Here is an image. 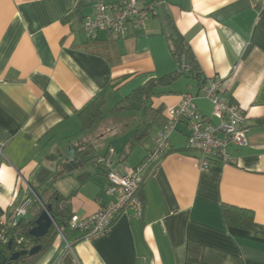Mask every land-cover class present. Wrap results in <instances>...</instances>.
Returning a JSON list of instances; mask_svg holds the SVG:
<instances>
[{
	"label": "crops",
	"instance_id": "1",
	"mask_svg": "<svg viewBox=\"0 0 264 264\" xmlns=\"http://www.w3.org/2000/svg\"><path fill=\"white\" fill-rule=\"evenodd\" d=\"M145 1L157 12L143 28L89 41L82 30L92 14L88 0H0V216L10 219L30 195L29 186L36 188L41 169L55 171L50 157L80 137L93 143L99 157L110 158L111 171L123 173L144 160L160 125L138 140L142 111L113 109L148 82L177 71L168 39L175 27L205 82L218 77L223 96L245 110L248 145L229 148L235 163L202 170V152L188 147L187 127L179 125L171 152L141 186L142 217L128 211L108 235L76 241L73 264H264V0ZM173 86L172 93L151 99L155 108L168 116L191 93L200 112L213 118L199 81L183 76ZM97 96L104 98V110L113 107V122L106 123L104 114L84 132L78 112ZM128 133L134 135L128 139ZM114 136L125 137L124 147H107ZM103 173L98 175L106 181L93 183V193L86 183L63 194L72 215L84 219L113 200ZM227 205L252 211V227L227 225ZM39 213L34 201L24 220ZM63 250L58 239L41 264H64Z\"/></svg>",
	"mask_w": 264,
	"mask_h": 264
},
{
	"label": "built area",
	"instance_id": "2",
	"mask_svg": "<svg viewBox=\"0 0 264 264\" xmlns=\"http://www.w3.org/2000/svg\"><path fill=\"white\" fill-rule=\"evenodd\" d=\"M88 2L92 7V14L84 19L82 28L86 39L91 41L97 40L102 33L127 37L134 30L143 28L155 11V5L145 0H88ZM179 68L182 73L191 70L186 57L182 58ZM200 93L213 105V118L204 116L195 102L196 97L186 93L181 103L169 111L168 124L158 131L155 147L138 166L118 173L110 170L109 157L100 158L103 167L108 171L105 193L113 200L84 219L72 215L69 227L82 235L77 241L93 240L108 235L117 218L128 211L136 218L142 217L144 203L140 194L141 186L148 170L169 153L171 136L181 124H185L188 130V147L203 154L199 159L202 170H207L218 163L223 165L235 163L229 148L248 145L251 130L247 126V114L237 102L223 96L222 82L218 77L201 85ZM29 189L30 195L10 219L6 214L0 216V254H6L4 246L9 243L12 244V248L14 243L17 247L25 243V237L17 233L19 223L29 214V207L34 202L33 196H36V201H40L36 191L30 186ZM53 225L64 244L61 260L69 256L74 262H78L73 243L66 238L64 227L59 226L55 220Z\"/></svg>",
	"mask_w": 264,
	"mask_h": 264
},
{
	"label": "trees",
	"instance_id": "3",
	"mask_svg": "<svg viewBox=\"0 0 264 264\" xmlns=\"http://www.w3.org/2000/svg\"><path fill=\"white\" fill-rule=\"evenodd\" d=\"M168 39L171 53L178 62L177 71L161 79L148 82L146 85L138 88L131 95L122 100L113 109V111H125L132 109L142 111L141 121L137 128L138 140L145 139L154 124H159L161 128H164L168 124L169 117L164 114L163 108L157 109L153 106L151 99L154 96L172 93L171 87L183 76L199 81L200 85H204L206 83L205 79L202 78L200 68L194 59L190 46L175 27L171 28V31L168 34ZM183 57H186L188 64L191 66V70L185 73L180 72L179 68ZM104 107V98L102 96H97L78 112L82 131L87 132L91 130L95 124L104 117ZM69 147L70 149H73L80 159L87 165L98 167V173L103 171V174L108 175V171L100 162L101 157L96 154L95 146L91 143V141L80 137L76 141L70 143ZM171 150L172 149H170L169 153ZM152 167L148 170V174L146 175L144 182L147 180ZM34 190L43 202L45 208L49 209L55 222L59 226L64 227L66 238L73 244H75L77 240L81 239L82 235L69 227L72 213L69 209H66L63 206L64 203L68 202L69 197L64 196L59 191H54L48 199L44 200L40 196L38 189L35 188ZM43 211H41L31 221H20L17 233L19 236L25 237V243L21 247H17L14 243L12 249L9 248V245H5L4 249L8 259L17 250L29 251L32 247L40 245L42 246V251L39 254L34 256H30L29 254L22 255L18 260V264H35L40 257L54 247L55 243L59 239L58 230L54 225H52L49 232L43 237L32 239L30 236V232L35 226V220L40 217ZM223 215L227 225L231 227L250 229L254 221V214L252 211L229 205L223 208ZM58 258L59 256H56V259ZM54 261L55 259L49 264H53Z\"/></svg>",
	"mask_w": 264,
	"mask_h": 264
},
{
	"label": "water",
	"instance_id": "4",
	"mask_svg": "<svg viewBox=\"0 0 264 264\" xmlns=\"http://www.w3.org/2000/svg\"><path fill=\"white\" fill-rule=\"evenodd\" d=\"M61 157V163L59 166L56 167L55 171H51L47 168L41 169L40 173L37 177V182L39 184H44L48 182L49 180H57L61 177H65L67 175H75L77 172L79 174L78 180L82 183L86 182L89 178L92 177V174L86 173V167H89L90 165H87L85 162H83L80 157L74 152L73 149H67L62 153ZM59 160V156H54L53 158L50 157V161L52 163ZM77 170V171H76ZM76 171V172H75ZM63 206L68 209L67 203H64ZM54 218L50 214L49 209L44 208V211L40 215L38 219L35 220V226L32 228L30 232V236L32 239H38L40 237L45 236L49 229L53 225ZM9 248L12 249V244L9 243ZM42 251V246L37 245L32 247L29 251H19L12 254L11 257H7L6 254H0V264H6L7 261L10 262H16L19 260V258L22 255L29 254L30 256H34L39 254ZM64 264H73L72 259L67 256L64 259Z\"/></svg>",
	"mask_w": 264,
	"mask_h": 264
},
{
	"label": "rangeland",
	"instance_id": "5",
	"mask_svg": "<svg viewBox=\"0 0 264 264\" xmlns=\"http://www.w3.org/2000/svg\"><path fill=\"white\" fill-rule=\"evenodd\" d=\"M149 1H151V0H149ZM166 2H164L163 3V5L164 6H166ZM156 12H157V9L155 10ZM184 79H182V81H183ZM176 87H177V85H176ZM175 88V86H173L172 87V89H174ZM112 106H108V107H106L105 108V110H104V114L106 115L105 117H107L106 119H107V121H106V123H111V122H113V117H110V116H108L109 114H110V112H111V110H112V108H111ZM111 108V109H110ZM133 115L134 114H130L128 117H129V119L131 118V117H133ZM127 117V118H128ZM116 121V120H115ZM129 134V135H128ZM128 134H126V136L125 137H127L128 139H130L131 137L130 136H133L134 135V133H128ZM125 137H118V136H114V137H112V138H108V140H107V137H105V141L107 142H105L106 144H107V147H108V144H112V146L113 147H124V142L126 141V139H125ZM137 142V141H136ZM139 144V143H138ZM136 147H141V146H138V145H136ZM154 147H155V145H154ZM64 151V150H63ZM62 153H64V152H60L59 151V154L57 155V156H59V160L58 161H56V162H54V163H52V164H55V168L57 167V166H59L60 165V163H61V155H62ZM54 157V156H53ZM52 157V158H53ZM132 158H133V155L131 156ZM98 167H95V166H89V167H86V173H90V174H92V178H90V180H88V181H86V182H84V183H82V182H80L79 180H78V176H79V174L76 172L75 173V175H72V176H70V175H68V176H65V177H61V178H59V179H57V180H55V181H53V180H49L48 182H46V183H44V184H39V183H37L36 184V188L38 189V191H39V194H40V196L44 199V200H46V199H48L49 198V196L54 192V191H59V192H61L62 194H64V195H73V194H75L76 192H77V188H79V187H81V185H83V184H86V185H84V187H85V189L86 190H89V191H91L92 193L94 192V186H93V183L95 184V183H97L96 185H99L100 184V181L101 180H103L104 182L106 181L105 180V177L104 176H102V175H98V169H97ZM72 181H73V184H72ZM76 185V186H75ZM33 199H34V201L36 202V196H33ZM37 203H38V206H39V208H40V212L41 211H43L44 210V208H45V206H44V204H43V202L40 200V201H37ZM32 213H33V211H32ZM32 219V217L31 216H29V218H28V220H31ZM57 229V228H56ZM58 241V240H57ZM61 241V240H60ZM62 242V241H61ZM63 243V242H62ZM53 249V248H52ZM52 249H50L46 254H44L42 257H40L38 260H37V262L35 263V264H41L43 261V258H45V257H47L50 253H51V251H52Z\"/></svg>",
	"mask_w": 264,
	"mask_h": 264
},
{
	"label": "flooded vegetation",
	"instance_id": "6",
	"mask_svg": "<svg viewBox=\"0 0 264 264\" xmlns=\"http://www.w3.org/2000/svg\"><path fill=\"white\" fill-rule=\"evenodd\" d=\"M6 264H18V261H16V262H10V261H7Z\"/></svg>",
	"mask_w": 264,
	"mask_h": 264
}]
</instances>
